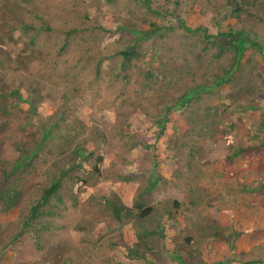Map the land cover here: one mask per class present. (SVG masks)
I'll return each instance as SVG.
<instances>
[{
    "label": "rangeland",
    "instance_id": "1",
    "mask_svg": "<svg viewBox=\"0 0 264 264\" xmlns=\"http://www.w3.org/2000/svg\"><path fill=\"white\" fill-rule=\"evenodd\" d=\"M151 6L211 33L242 27L251 39L263 40L264 52V0L242 5L237 21L227 0H151ZM2 11L30 18L33 27L16 19L0 22V264H178L167 253L171 248L161 246L163 232L153 249L158 257L134 258L127 247L141 224L124 211L116 218L104 201L131 207L145 199L148 175L161 180L171 169L185 170L195 144L197 159L188 168L196 177L204 169L206 183L220 168L236 169V161L224 159L230 147L244 148L239 163L247 178L246 202L252 214L264 213V144L255 142L264 139V127L251 136L264 125V54L255 47L243 49L229 80L200 90V99L184 108L178 102L166 111L162 102L211 81L232 54L217 55L201 31L168 29V15L147 11L136 0H0ZM122 20L150 32L147 38L135 33L141 38L133 76L109 78L112 63L105 59L96 77V55L89 56L101 44L112 50ZM75 26L95 30L70 35L60 51L64 33ZM250 104L254 111L246 108ZM131 123L137 129L128 132ZM133 141L139 144L132 147ZM22 156L27 165L16 169ZM61 174L59 189L38 208L29 230L17 235L32 204ZM174 196L155 186L157 210L145 223L154 224ZM167 235L171 231L163 240Z\"/></svg>",
    "mask_w": 264,
    "mask_h": 264
},
{
    "label": "trees",
    "instance_id": "2",
    "mask_svg": "<svg viewBox=\"0 0 264 264\" xmlns=\"http://www.w3.org/2000/svg\"><path fill=\"white\" fill-rule=\"evenodd\" d=\"M136 1L138 2L139 6H141L143 9H146L147 11H150L152 13H157L159 15L161 14L168 15L169 18L173 20L169 22L168 29L177 28V29H181L187 32H191L194 30L201 31L204 43L208 47L214 46L218 51V53H216L217 55L225 51L232 54V60H231L230 65L226 68H222L219 72L213 73L211 81L203 85H197V86L187 89L182 94H179L178 98L175 101L173 100V101L162 102L160 106L163 107V110L167 111L171 108H174L178 104V102H180L182 105V108H184L186 104L189 105V101H191V99H196V100L200 99L198 97L200 90L204 88L208 89V87L211 84H219V83H222L223 81L229 80L232 74V71L236 68V64H237V60L239 59V56L241 55L243 49L246 48L247 46L255 47L259 51L260 54H264L262 50L263 40L262 39L260 40L251 39L250 37L251 31L246 30L242 27L233 28L231 26H228L224 29L218 30L215 33H211V32H208L205 27H200V26L195 27V28L190 27L184 22L183 19L173 16L172 12H170L169 10H162V9L158 10L157 8L152 7L151 0H136ZM256 1L257 0H240V2H238V0H227V4L232 5L229 11V15L235 18V20L237 21V19L239 18V13L242 10L241 6L244 4L245 5L248 4L249 6H254ZM33 15L35 18L41 19V22L43 23V25L45 26L48 25L46 21L42 20L41 15L34 13V11H33ZM5 19L7 20L16 19L17 22L19 20L20 25L24 28L32 29L33 27L30 18L26 19L23 17H19V15L12 17L8 13L2 11L0 14V22H3ZM128 23L130 22L127 20L121 21L120 23L121 27L117 29L120 32V35H119L120 37L117 38V40H115L114 43H116V45L113 46L112 50H110L111 45L106 46V45L101 44L100 46H98V48H96V53L94 52L90 54L89 57H91L92 59H94L92 56L94 54L96 55V59H94V65H93V71L96 77L101 76L102 67L100 66L103 60L106 59L108 60L109 63H112L110 64V67L108 69L109 73L107 76L109 78L111 79L120 78L121 81L128 79L129 77L132 78L133 75L131 73L133 71H131L132 67L130 65L133 59L138 56L137 47L139 46V39L141 38V35L144 36V38H147L150 35V32L139 31L138 27L133 26ZM122 27H126L127 29H123ZM100 29L101 31L105 33L110 32L107 28L101 27ZM87 30H95V29L94 28H84L82 26H75V27L68 29L64 33V41L62 45L60 46L59 50L65 51V49H67L68 45H67L66 39H68L70 35L75 36L79 32L87 31ZM135 33H139L141 35L135 34ZM92 48L95 51V46H92ZM92 48L86 47L85 49L88 52H90ZM233 95L235 94L232 92L229 95V98H232ZM181 105L179 106L180 108H181ZM231 105L232 104L229 102H227L226 105H224V102H223V105L221 106H224L227 109H231L232 108ZM246 108L254 111L255 104L247 105ZM143 110L144 109L141 108L140 110L141 114L144 112ZM262 117L264 118V115H262ZM131 124L132 125H130V129H128V132L136 131L137 127L133 123ZM124 127L125 128H122V129L127 131L126 125ZM263 127L264 125H258L257 128H253L254 130H253V133H251V136L257 137L258 131L262 129ZM250 132L252 131L250 130ZM257 141L260 144H264V139L258 138L255 142ZM138 144L139 143H135V141H133L132 147H134L135 145L137 146ZM165 145L171 147L173 144L169 145V142H166ZM196 147H197V144H195L194 147L189 150L190 155L194 157L195 159H197V155L195 153ZM262 147H264V145H262ZM79 150L80 149L77 148V151ZM229 150H230V153H227L225 156L227 160H230L234 156L243 157L241 153L245 151V149L242 147H239L236 150H234L233 147H230ZM30 153L31 152H29L28 155ZM173 159L176 160L175 157H173ZM24 160H25V156H22V160L20 162L17 161L18 163H16L14 167L16 169L21 167V163L24 166H26L27 163L25 164ZM61 177H62V174L59 175V178L56 179L53 183H51L45 189V191H43L42 195L37 199L36 202H34L35 204L34 203L32 204L31 211L29 212V214L23 217V220L20 225V231L18 232L17 235L22 234V232L24 231L29 230L32 224L31 221H33L37 217L36 213L42 212V210L38 211V208H40L42 204H45L48 198L51 196V194L55 193L59 189ZM160 178L161 176L158 177L155 174L148 175L146 187L144 190L146 194L145 199L141 198L140 201H137V203L133 204L131 207H127L125 205H121V207H119L118 205H116L115 202L109 199H105L104 202L109 206V208L111 209L112 213L114 214L116 218H121V212L124 211L127 214H130L136 217L137 222L141 224L139 232L135 233L134 242L131 244V246L127 247L129 253L134 258L146 260V253H150L152 255L155 254L156 257H158L159 249H157L156 251L153 250L154 248H156L155 247L156 240H157L156 237L162 232L164 234L166 232L171 231L172 235H167L164 238V240H163V234H162L161 246H164V248L168 249V251L171 248L170 252H167V251L166 252L169 253L177 261L178 264H195L196 263L195 257L194 259L188 256L185 257V255H183L182 253L183 248H184L183 241L184 240L190 241L192 235L187 233V229L185 227L180 226V222L178 220V217L180 216V213H181L179 210L180 206L176 203L175 200L172 199V202L170 205H168V203L165 202L168 206L162 210V212L159 214V217L157 216L154 224H151L149 222L148 224L145 223L147 218L149 219L153 218V212L157 210L156 208L153 207V206H156V204L151 199V192L155 189V186H157L158 182L160 181ZM243 216L247 218L246 215H243ZM238 223H242V220L238 221ZM234 228H233V231L230 232V234H227L228 238L234 239L235 237H237L239 234L242 233V230H236V229L234 230ZM167 240L170 242H173L171 243V246H169L168 243H166ZM230 244H231L230 246L231 249H233L234 248L233 243L230 242ZM236 258L239 261H241L242 264H264V243L262 242L261 244L254 246V248L251 249L250 253L237 254L235 259ZM216 264H226V263L219 262Z\"/></svg>",
    "mask_w": 264,
    "mask_h": 264
},
{
    "label": "crops",
    "instance_id": "3",
    "mask_svg": "<svg viewBox=\"0 0 264 264\" xmlns=\"http://www.w3.org/2000/svg\"><path fill=\"white\" fill-rule=\"evenodd\" d=\"M225 156L224 159L227 160ZM241 158L232 157L230 160L236 161V169L220 168L209 175L213 183H206L205 179L208 178L204 175V169L197 173L196 177L188 168L189 163L191 167V161L195 160L188 152L185 159L188 162L186 169L181 172H176L175 168L171 169L170 172L164 173V177L157 184L162 186L164 194L169 190L175 193L172 199L180 206V226L185 227L187 233L192 235L190 241H183L182 253L185 257H195V264H242L235 259L236 255L250 253L254 246L264 242V213L254 215L250 212L245 195V168L243 163H239ZM230 160L229 163H232ZM210 185L218 187V190L210 189ZM210 193H213L212 196H205ZM214 194L217 195L216 198ZM217 209L221 210L215 211ZM205 211L208 216H204ZM241 220L242 223H238ZM233 228L242 230V233L231 239L227 234H230ZM230 242L234 245L233 249Z\"/></svg>",
    "mask_w": 264,
    "mask_h": 264
}]
</instances>
